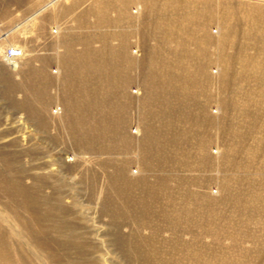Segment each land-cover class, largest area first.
I'll return each instance as SVG.
<instances>
[{"label": "rangeland", "instance_id": "1", "mask_svg": "<svg viewBox=\"0 0 264 264\" xmlns=\"http://www.w3.org/2000/svg\"><path fill=\"white\" fill-rule=\"evenodd\" d=\"M52 1L0 0V147L2 146L3 152L6 153L10 168L8 170L6 165V172H1L5 171L3 167L6 163L3 164L0 159V173H5L7 179H10L13 173L22 177L30 188L29 196L33 190L35 192L37 190L35 198L41 200L40 211L47 209L44 198L51 200L54 203L53 218L62 219L71 225L86 244L95 247L97 253L100 251L97 260L99 264H125L121 257L125 252L120 249V239L117 238L119 232L113 218L107 214L106 205L112 206L110 201H113L122 211L125 210V203L120 197L119 190L115 191L113 186L119 169L125 168V178L130 180L142 178L150 181L151 175H158L156 172L146 171L144 149L141 144L146 126L162 125L146 119L150 106L145 104L147 89L152 82L151 75L145 71L148 62L147 52L157 48L160 42L151 38V28L148 38L143 35L145 20L142 15L148 13L142 0H129L124 7L127 15L131 17V25L129 22L119 25L118 18L123 8L117 1L115 3V0H111L114 7L107 12L110 22L105 24H102L106 18L104 13L101 16L103 21L101 20L99 24L96 23L97 10L90 14L91 8L99 0H60L57 3ZM178 1L181 8L175 19L188 30L186 35L183 32L181 34L187 39L196 35L199 41L197 45L189 44L186 48L189 54L186 55L179 49L177 43H167V48L160 52L161 59L156 57L159 63L162 60L165 64L163 67L166 72H160L162 74L158 76L169 90L166 94L164 91L161 92V95L169 96L166 109L163 111L162 106L161 110L166 114L165 124H171V127L167 125V128L163 129L167 142L165 150L175 157L170 160L167 168L171 166L181 168L174 173L175 175L165 173L189 183L193 179H208L210 183L206 189L201 190L200 186H206L201 183L189 185L190 189L205 192L210 201L219 205L216 211L222 213L226 211L229 200L234 202V196L238 194L234 189L244 188L233 187L225 181L264 179V173H261L264 165V78L258 77L264 75V56L261 58L262 62L260 59L251 58L263 42L261 45L258 43L259 46L255 48L249 45L246 54L249 58L243 57V60H237L233 64L235 75L243 74L249 80L237 77L242 80L235 87L236 91L228 94L226 90H221L229 66L227 64L225 66L224 60L221 59V50H227L225 52L227 55L234 54L243 45L237 46L238 40H235L236 44L221 48L226 42L228 32L225 22L226 5L240 8L243 5L245 8L258 9V12L254 13L258 21L248 20L247 26L235 24L236 28L250 32L254 37L253 41H250L251 44H257L255 38L264 37V0ZM210 10L207 16L203 15L202 12ZM234 12L241 22L248 14L253 16L252 13L243 10ZM210 15L213 16L212 20L209 18L212 17ZM188 16H192L189 19L193 21L187 22ZM205 33L213 40L210 44L204 43ZM126 40L129 43L127 58L132 60L131 64L123 61L116 63L120 69L118 72L105 74L104 80L98 79L94 81L95 83L92 82L91 76L87 79L85 74L82 77L80 75L81 79L78 78L79 82L76 85V78L71 75L73 73L70 71L71 65H76L79 70L83 64L92 70L100 68L99 71L91 72L95 77H101L103 65V69L106 70L109 62H113L114 65L116 57L101 58L94 52L101 51L105 44H111L116 48ZM15 48L22 51V57L9 60L7 54ZM71 48L77 55L74 60L69 59L70 56L66 53ZM261 49L264 50V47ZM176 51L179 54H176ZM193 52L198 54L192 55ZM245 59H249L253 65L249 66ZM251 72L253 74H250ZM204 74L207 80L204 87L198 89L196 98L195 93L191 92V102L182 100L181 96H184L185 92L184 82H202ZM257 78H260V81ZM104 82H107L106 93H113L109 95L112 109L108 111L104 108L98 111L99 108L95 109L93 106L92 112L89 109L86 113L88 117L81 120L83 124H71L68 101L80 100L72 95L74 85L78 90L86 88L85 91L97 95L100 99L104 91L102 88ZM245 91L246 95L242 93ZM234 95L237 99L233 98ZM80 98L87 102V99ZM224 100L233 101L234 109L227 108ZM234 100L238 107L235 106ZM187 102L190 110L184 107ZM247 107L250 109L247 110L248 125L237 130L249 133L243 148L237 147V150L241 151L240 157L230 160L229 147L232 148V139L225 133L229 129L230 119L232 123V119L237 116L238 124L244 123L241 116L243 109ZM104 114L110 117L105 124L113 126L115 134L107 136V141L92 142L96 137H90L89 134L92 127L105 121ZM72 116L76 117L75 113ZM258 148L261 149L260 152H257ZM201 152H206V161L211 163L213 168L196 169L198 162L202 163L204 160L200 159ZM232 164L239 166L234 172H230L229 169ZM181 165H193V169H183ZM249 165L254 167L251 173L247 171ZM122 178L124 181L123 175ZM222 181L227 185L225 191H221ZM121 184L120 179L119 185ZM168 186L172 189L177 188L173 182ZM11 197L10 191L3 190V185H0V217L3 218L1 222L3 231L7 232L12 220L19 223L18 219L31 222L42 219L35 218L32 210L24 205L21 207L13 205ZM262 203L264 204V200L260 204L253 203V208L245 212L253 214ZM58 205L63 209L58 208ZM145 209L147 211L149 207ZM248 218V213L238 217L239 220ZM130 219L132 218L127 216L126 221L121 223V227H124L122 233L127 236L132 231L136 232L138 228ZM263 219L257 218L248 226L252 233L264 231V223H261ZM149 234L147 230L143 235ZM163 237L168 238L169 234ZM211 241L212 239L206 240ZM220 241L226 246H231L232 243L229 238H222ZM253 241L247 240L239 244L246 249H255L256 246L264 249L263 241L257 244H253ZM7 250L16 258L13 253L15 250L10 247H7Z\"/></svg>", "mask_w": 264, "mask_h": 264}, {"label": "bare ground", "instance_id": "2", "mask_svg": "<svg viewBox=\"0 0 264 264\" xmlns=\"http://www.w3.org/2000/svg\"><path fill=\"white\" fill-rule=\"evenodd\" d=\"M59 1L60 0H53L52 2L57 3ZM116 1L120 3L121 8H123L120 17L118 18L119 25H122L126 22H129L131 25V17L127 15V12L124 8L129 0H115V3ZM142 1L146 4L145 7L148 13L142 15V18L145 20L143 24V35L144 37L148 38L149 29L151 28V38H154L160 42L157 48L154 50L150 49L147 52L148 62L146 64L145 71L151 75L152 82L148 86L145 98L146 106H150L149 115L147 114L148 118L146 119H151V121H155L154 123L162 124V128L159 126L157 127L156 125L146 126V133L144 134V139L142 140L141 144L144 149L143 159L144 165L147 169L146 171L149 173L156 172L158 175H151L152 180L150 181L148 179L146 180L142 178L130 180L125 178L126 169H119L116 172L118 177L116 181L113 182V186L115 191L119 190L120 197L125 203V210L122 211L119 205L116 202L113 203V201H110L112 206L106 205L107 214L113 218L117 232H119V234H117V238L120 239L119 247L122 252H125L122 253L121 256L123 257V262L125 264H264V249L260 248L259 246H256L255 249H246L242 248V246L239 244L240 242L247 240H254L253 244H257L259 241L264 242V231L252 233V231L248 228V226L257 218H264V204L262 203V206L258 205L259 208L253 214L245 212L246 210L248 211V209L251 210L253 208V203L260 204V202L264 200V179H230L225 181L228 184H231L233 187L240 188L242 186L244 188L234 189L238 192V194L234 196V202L229 200L226 211L219 213L216 211V207L219 205L215 204L213 201H210V199L206 197V193L201 191L202 189H206L208 187L210 183L208 179H193L191 180V183H189V181L178 180L170 174L165 173L168 172L172 175H175L174 173H176L178 170H181V168H173L172 166L167 168L170 160H173L175 157L171 154V152H167V150H165L167 142L164 137L166 135L163 133V129L167 128V125L171 127V124H165L166 114L163 112L167 107L166 101H168L169 96H163L161 95V92L164 91L166 94V92H169V90L165 88L166 86H164L158 76L159 74L166 72L165 68L163 67L165 64L162 62V60L161 63H159L156 57L158 56V58L161 59L160 52H163L165 48H167V43L172 42L177 43L179 49L183 50L185 55L189 54L186 48H188L190 43L197 45L199 40L196 35H192L190 39H187V37L181 34L183 32L184 35H186L188 30L187 27H182L183 25L181 26V23L175 19L179 8H181L179 7L178 0ZM50 6H53V4H50ZM229 6L230 5L228 4L226 5L227 13L225 14V22L227 23L228 32L225 38L226 42L221 45V48L228 47V45L232 43H238L237 46L239 44L243 45L241 49L236 51L234 54L227 55L225 53L227 50H221V59L224 60L225 66L226 64L227 66H230L227 67L225 80H223V86L221 87V90H226L225 92L228 94L235 90V87L239 84L242 78H246V76L243 74L235 75L234 72L236 71L233 70V64L236 63L237 60H243V57L249 58L246 57L248 46L252 45L255 48L259 46L258 43L261 45L263 42L262 46L258 47L256 54L251 56V58L255 60L260 59L261 61V58L264 56V50L261 49L264 47V37L263 39L255 38L256 40L254 41H256L257 44H251L254 39L253 35L250 34V32L247 33V31H242L241 28H236L238 25L247 26L249 24L248 20L257 19L254 13L258 12V9L250 7L245 8L243 5L242 8ZM113 7L114 4H112L111 0H102L101 11L106 16L102 24L110 22L107 12ZM246 9L248 10L246 11ZM234 10H243L247 13H252L253 16L248 14V17H246V19L243 18V21L241 22L237 19ZM210 12L211 10L202 13L204 16H207ZM170 16H172L171 19H169ZM190 17L192 18V16ZM190 17H187V22L193 21V19H189ZM146 18L148 19L147 21ZM209 18L212 20L213 16ZM236 23L237 26L235 27ZM240 39H242L243 42H241ZM76 40L77 39L75 38L74 41ZM235 40H238V42L234 43ZM212 41L213 40L211 36H206L205 33L204 43L210 44ZM235 46L236 45H232V47ZM114 47H112L111 44H105L101 51L94 52L96 56L99 55L101 58H105V56H107V58L116 57V62L114 65L113 62H109L110 65L106 70L103 69V65L101 68V77H95L91 72H96V70L99 71L100 68L92 70L90 69L91 67L84 66L83 64L84 67L82 66L81 70H79L80 68H78L76 65L74 66L70 64V71L73 72L71 75L76 78V85H78V78H80V75L82 77V75L85 74L87 79L91 76L90 78L93 79L92 82L98 79L104 80L103 75L112 72H118L120 70L116 66V63L120 61L126 62L128 64L132 63V60L127 58L129 53V43L127 40L123 42L121 46L116 48ZM15 50L20 49L15 48ZM66 53L67 56H70L69 59H76L77 55L72 50V48ZM137 53L139 52H135V54ZM175 53L179 54L178 51ZM191 54L197 55L198 53L193 52ZM91 58L93 57L91 56ZM248 60L245 59L244 61L250 64V61ZM14 68H16V66H14ZM67 69L69 70V68ZM244 71L246 72V70ZM250 74L253 73L251 72ZM202 78V82H184L183 87L185 92H183L184 96H181L182 100L191 102V92L195 93L194 96L196 98L198 89L204 87V83L207 80L205 74ZM246 79L249 80V78ZM261 79L263 78L261 77ZM257 80L260 81V78H257ZM99 86L101 89V84ZM106 86L107 82L102 83V88L104 91H102V96L100 99H98L97 95L90 93L87 90L85 91L86 88L84 90H78L77 86L74 85L72 95L79 98L80 100L68 101V109L71 115L69 122L71 124H83V121L81 120H84L86 117H88L86 116V113H88V110L93 108V106L94 108H99L98 111L104 108H107L108 111L112 109V101L109 99V95L113 93H106ZM242 93H245V95L247 94L246 91ZM80 97L87 99V102L82 100ZM233 98L237 99V96L234 95ZM234 101L236 102V100ZM186 105H184V107L190 110L188 102ZM224 105L228 106L227 108L231 107L234 109L233 101H225ZM162 106L163 111L161 110ZM235 106H237V102ZM247 110H250L249 107L243 109V116H241L242 122L244 123L241 122L242 124H238V117L236 116L235 119H232V123L230 119L229 129L226 130L225 134H227L230 139H232V148L229 147V153H231V155H229L230 160H236L240 157L239 153L241 151H238L237 147L239 149L243 148V145L245 144V138L249 133L246 131H243L242 133L241 130H237V128H242L243 126L246 127L248 125L247 122L249 120V112ZM90 111L92 112V109ZM73 113H75L76 117L72 116ZM104 116H106L104 122L101 124H96V126L92 127V131L89 136L96 137L92 142H95L96 140L107 141V136L115 134V128L105 124L110 119L109 115L104 114ZM260 150L261 149L258 148L257 152H260ZM206 155V152H201L200 159L204 158V160L202 163L198 162L196 169L203 170L213 168L212 164L206 161ZM0 159L3 164L6 163L3 167L5 171L1 170V172H6L7 169L10 170V168H8L9 164L6 160V153L3 152L2 146L0 147ZM186 162L190 163L189 161ZM192 166L193 165H181L180 167H184L183 169H185L192 168ZM238 168L239 166L232 164L229 169L230 172H234V170ZM253 168L254 167L249 165L247 168L248 173H251ZM262 168L263 170L261 173H264V165ZM257 173L259 174L260 172ZM4 174L0 173V185H3V190L10 191L13 205L17 207L24 205V207L27 209L32 210L36 216L35 218L42 217V219L34 220L32 222L25 219H18L17 221H19V223L15 220H12L10 222V227H8L9 229L7 228V232H5L3 231V225L1 224L3 218L0 217V264H99L97 260L99 259L98 254L100 251L97 253L95 247L93 248L91 245L86 244L71 225L67 224L62 219L53 218L52 214L54 211V203L51 200L44 198L47 209L45 211H40L41 200L40 198H35L38 191L36 190L35 192L33 190L32 195L29 196L28 193L31 192L29 190L30 188L26 185L27 183H24L22 177L17 176L16 173H13L11 174V178L7 179V176ZM122 175L124 176V181ZM120 179L122 183L121 185H119ZM250 180L252 181L251 183ZM172 182L177 185V188H169L168 185ZM225 182L222 181L221 191L226 190L227 185ZM199 183L206 186H200L201 190L198 191L190 189L191 186L189 185L194 186ZM119 186L121 188H119ZM39 194L41 193L39 192ZM176 194L179 195V197H176ZM44 202H42V204ZM146 207H149V210L146 211ZM58 208L62 207L58 205ZM243 213H248L249 218L247 220L238 219V217ZM127 216L131 217L132 219L130 220L138 226L136 232L132 231L133 233L131 232V234L128 236L122 233L124 227H121V223L124 222ZM236 217L238 220L235 219ZM261 223H264V219L261 221ZM147 230H149L150 234L149 236H144L143 234ZM168 234V238L163 237V235ZM222 238H229L232 240L231 246L223 245L220 241ZM207 239H212V241L206 242ZM7 242H9L8 246ZM7 247L15 250L13 253L16 258L11 256L12 252L7 250Z\"/></svg>", "mask_w": 264, "mask_h": 264}, {"label": "crops", "instance_id": "3", "mask_svg": "<svg viewBox=\"0 0 264 264\" xmlns=\"http://www.w3.org/2000/svg\"><path fill=\"white\" fill-rule=\"evenodd\" d=\"M101 2H102V0H99V1H97V3H95L94 5H93V7L91 8V11H90V14L91 13H93V11H96L97 10V12H95V14H96V16H97V19H98V21L96 22L97 24H99L100 22H101V20L103 19V17H101L102 16V11H101ZM97 4V5H96ZM103 21V20H102ZM96 24V25H97ZM251 64V63H250ZM250 64H248L249 66H250ZM255 77V76H254ZM258 77H262V78H264V75L263 76H258Z\"/></svg>", "mask_w": 264, "mask_h": 264}, {"label": "built area", "instance_id": "4", "mask_svg": "<svg viewBox=\"0 0 264 264\" xmlns=\"http://www.w3.org/2000/svg\"><path fill=\"white\" fill-rule=\"evenodd\" d=\"M22 57V51L21 50H11L9 51V53L7 54V58L9 60H16L18 58Z\"/></svg>", "mask_w": 264, "mask_h": 264}]
</instances>
